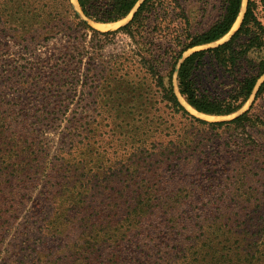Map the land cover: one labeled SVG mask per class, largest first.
I'll return each mask as SVG.
<instances>
[{"label": "trees", "instance_id": "trees-1", "mask_svg": "<svg viewBox=\"0 0 264 264\" xmlns=\"http://www.w3.org/2000/svg\"><path fill=\"white\" fill-rule=\"evenodd\" d=\"M167 1L77 0L79 13L71 0H0V32L16 43L35 41L36 35L48 41L56 32L79 34L65 38L56 56L41 59V70H50L51 80L31 74L17 83L33 90L34 99L37 94H44L45 102L47 97L58 98L57 112L64 108L66 112L57 117L55 111L32 115L28 110L22 123H31L22 129L25 135L17 136L11 128L17 112L0 101V264H264V219L251 218L264 212V160L255 142L236 162L240 169L232 178L238 187L233 210L246 211V220L233 228L229 220L224 224L215 216L202 220L206 224L201 235L179 240L164 232L176 226V216H171L176 208L163 201L166 196L161 194L159 202L153 199L158 191L138 187L135 196L121 204L122 194L104 185L106 156L95 153L93 137L109 123L131 148L157 146L155 141L162 144L169 139L173 148L166 156L163 152L168 170L174 168L173 162H189V157H183L191 148L188 138L177 135L164 115L169 111L167 116L191 126L207 122L181 103L175 93V74L180 95L201 114L232 116L253 96L248 110L211 126L264 127V118L252 114L256 102L264 99V25L257 17L256 2L248 0L239 28L227 41L185 56L227 36L238 20L242 0H222L221 16L201 33H192L185 10L175 12L179 25L173 26L164 6ZM134 10L132 19L115 31H99L87 21L116 24ZM118 34L128 36L139 54L133 50V56L104 60L101 53ZM90 35L101 40L84 69L82 41ZM152 39L168 47L156 44L153 52ZM207 59L232 82L225 97L204 92L198 84L197 73ZM67 93L72 100L65 97ZM79 100L93 103L88 111H98L95 120L76 121L69 105ZM65 101L70 104L64 106ZM62 116H66L61 120L64 141L62 148L52 151V139H40L33 128L54 127ZM245 197L248 205L237 201ZM29 202L35 206L33 212L18 223ZM11 235L13 240L6 245Z\"/></svg>", "mask_w": 264, "mask_h": 264}, {"label": "rangeland", "instance_id": "rangeland-1", "mask_svg": "<svg viewBox=\"0 0 264 264\" xmlns=\"http://www.w3.org/2000/svg\"><path fill=\"white\" fill-rule=\"evenodd\" d=\"M257 5L256 14L259 20L264 25V0H254ZM248 0H242L241 12H245ZM73 3V2H72ZM168 6V20L173 23V26L179 25V20L176 19L175 12L185 10L187 18L189 20V27L192 33H201L204 30L209 29L222 14V0H168L164 5ZM74 7L78 9V6L74 4ZM175 10L177 11H174ZM241 17L236 21L230 33L221 40L199 48L190 50L185 54L187 56L191 52L212 48L225 41H227L231 35L239 28ZM129 19L117 23L109 30H117L127 24ZM92 24V23H91ZM94 25V24H92ZM154 25V24H152ZM1 28V27H0ZM108 31V30H104ZM155 36V33H153ZM68 36L78 37V32L59 33L56 32L55 36H50L48 41L43 37L36 35L35 41L28 40L24 43H16L13 39L8 37L7 34L0 32V101H3L9 110L17 112V118L11 123L12 131L17 136L25 132L22 131L31 121L27 124H23L21 118L28 110L30 114H39L42 110L44 112L56 113L57 117L61 116L64 111L57 112L58 98L47 97L45 102L44 94H37L33 97V90L22 85L20 83V77H29L42 75V79L51 80V71L41 70V59L48 58V60L54 56L58 50L62 49L65 43V38ZM100 38L92 37L91 35L87 40L82 41V45L85 48V59L83 60V68H87L89 63L88 58L96 56L97 51L94 47L99 43ZM101 40V39H100ZM103 40V39H102ZM78 41V40H77ZM156 44L168 47L164 41L155 39L150 41L149 48L153 52H156ZM139 54L138 48H136L132 41L125 34H118L115 37L114 43L109 44L101 55L104 60L109 61L116 55L128 57V54L133 56L134 52ZM125 53V54H123ZM136 57V56H135ZM114 59V58H112ZM55 59H53L54 61ZM52 61V62H53ZM50 63V62H49ZM205 67H201L197 73L198 84L204 92L211 94H217L225 97L232 88V82L228 78L224 71L215 65L210 63L207 59ZM39 64V66H36ZM33 73L30 70L33 68ZM51 67V66H50ZM84 70L82 71V74ZM44 82V81H43ZM62 84V83H61ZM174 86L181 102L186 106L191 114L201 119L207 124H194L190 125L189 122L180 120L178 117L174 119L171 116H167L168 112L164 115L168 120V124H174L177 130V135H182L188 138L190 142L189 149H186V153L183 157H189L188 162H173L174 168L168 170L165 163L167 157H164L163 152L168 155L173 147L168 146L169 139L162 144L155 141L157 146H146L144 149L139 147L131 148L123 141V136H119L117 131H111L114 128L113 123L104 121L103 124H108L107 127L99 128L97 136L93 137L95 143L93 147L95 153L105 154L106 166L108 168L107 178H105V184L111 189L122 194V197L118 200V203L124 204L128 199L135 196L137 188L146 190H156L158 194L153 195V199H157L160 202V196H166L163 201L167 200L170 204H173L176 209L172 212L171 216H176L175 228L164 230V232L175 234V237L179 240H183L191 234H202V220L211 219L217 216L221 218L222 223H226L227 220L230 228L242 223L246 220L244 215L246 211L239 209L233 210V205L236 202L237 197L234 195L237 185H234L233 176L236 175L240 167L236 163L239 158H242L243 150H252V142H255L257 148H262V160H264V127L257 124L247 125L245 129H236L233 125H223L220 127L211 126L210 124L226 122L237 115L248 110L253 103V97L247 102L243 109L232 116H209L201 114L189 107L184 101L183 97L179 93L177 74L174 76ZM42 87V85H41ZM80 91V87L78 88ZM81 94V91L79 92ZM71 93L65 95L66 98L71 99ZM33 97V101H32ZM64 99V98H62ZM72 100V99H71ZM78 100V97L77 99ZM51 104V106L48 105ZM70 102L65 101L64 106H68ZM48 105V106H47ZM93 103L81 102L74 105H69L73 116L80 124L90 119L95 120L98 111L93 113L91 110ZM6 107V108H7ZM252 114L259 115L264 118V99L256 102ZM20 116V119L18 118ZM65 117H61L59 122L54 127H37L35 124L34 130L38 137L52 139L51 146L52 151H55L58 147L62 148V142L64 141L65 125L61 120ZM171 118V120H170ZM33 122V121H32ZM102 122V121H101ZM17 126V127H16ZM33 127V125H32ZM29 130V129H28ZM185 132V133H183ZM179 133V134H178ZM153 141V139H151ZM151 142V141H150ZM246 146V147H245ZM250 146V147H247ZM141 152V154H140ZM182 157V155H181ZM177 163V165H176ZM168 164V163H166ZM176 165V166H175ZM253 183V182H252ZM247 185L241 189L246 190ZM242 193V192H240ZM133 194V196L131 195ZM246 198L238 199V202L246 203ZM32 202L27 203L26 208L20 215L19 222L23 221L24 217L31 215L34 209ZM220 208H225L223 213H220ZM227 208V209H226ZM208 209V210H207ZM249 213H253L250 211ZM228 214V215H227ZM258 214H251V218L257 220L262 218ZM232 218V219H231ZM220 221V219H219ZM220 221V224H221ZM262 222L264 220H261ZM257 225L261 222L255 221ZM208 224V221H207ZM168 227L171 224H167ZM12 235L6 240V245L12 242ZM80 242V241H79ZM14 247V245H11Z\"/></svg>", "mask_w": 264, "mask_h": 264}, {"label": "water", "instance_id": "water-1", "mask_svg": "<svg viewBox=\"0 0 264 264\" xmlns=\"http://www.w3.org/2000/svg\"><path fill=\"white\" fill-rule=\"evenodd\" d=\"M72 1V0H71ZM73 4V3H72ZM77 6H78V9H76L75 7H74V4H73V7L75 8V10L76 11H78L79 13H81V11H80V8H79V5H78V3H77ZM245 11H246V8H245ZM135 12V10L126 18V19H129V21L132 19V17H133V13ZM244 13L245 12H242V13H240V15H239V17H238V20H239V18L241 17V20L240 21H242V19H243V17H244ZM125 19V20H126ZM90 24L92 23V24H99V23H94V22H92V21H89V20H87ZM124 21V20H123ZM122 22V21H121ZM241 23V22H240ZM91 24V25H92ZM93 27H94V25H92ZM239 26H240V24H239ZM95 28V27H94ZM98 30V29H97ZM99 31H102V30H99ZM108 31H115V30H108ZM102 32H107V31H102ZM226 37V36H225ZM262 79H264V76H263V78ZM175 87V86H174ZM175 93L177 94V92H176V90H175ZM177 96H178V94H177ZM253 97V96H252ZM179 98V97H178ZM180 100V99H179ZM181 101V100H180ZM182 103V102H181ZM183 104V103H182ZM187 104V103H186ZM184 105V104H183ZM185 106V105H184ZM186 107V106H185ZM188 110V109H187ZM189 111V110H188Z\"/></svg>", "mask_w": 264, "mask_h": 264}, {"label": "bare ground", "instance_id": "bare-ground-1", "mask_svg": "<svg viewBox=\"0 0 264 264\" xmlns=\"http://www.w3.org/2000/svg\"><path fill=\"white\" fill-rule=\"evenodd\" d=\"M73 4L77 5V0H72ZM117 25L116 24H94V27L98 30H109L111 29L113 26Z\"/></svg>", "mask_w": 264, "mask_h": 264}]
</instances>
